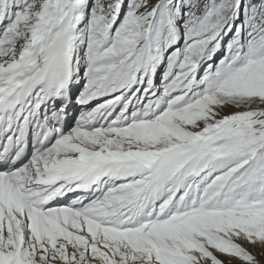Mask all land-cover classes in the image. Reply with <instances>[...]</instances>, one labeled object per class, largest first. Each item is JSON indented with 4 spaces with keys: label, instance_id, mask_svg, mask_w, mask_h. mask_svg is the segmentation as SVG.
Here are the masks:
<instances>
[{
    "label": "snow or ice",
    "instance_id": "1",
    "mask_svg": "<svg viewBox=\"0 0 264 264\" xmlns=\"http://www.w3.org/2000/svg\"><path fill=\"white\" fill-rule=\"evenodd\" d=\"M0 264H264V0H0Z\"/></svg>",
    "mask_w": 264,
    "mask_h": 264
}]
</instances>
